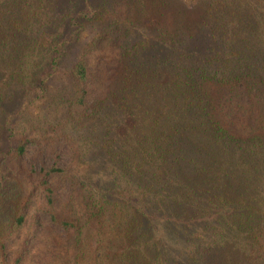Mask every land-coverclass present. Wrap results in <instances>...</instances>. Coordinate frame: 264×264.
Returning a JSON list of instances; mask_svg holds the SVG:
<instances>
[{
    "label": "trees",
    "instance_id": "1",
    "mask_svg": "<svg viewBox=\"0 0 264 264\" xmlns=\"http://www.w3.org/2000/svg\"><path fill=\"white\" fill-rule=\"evenodd\" d=\"M139 3L134 38L113 0H0L2 254L45 212L71 249L60 264H264V0ZM97 23L92 46L120 57L89 102L88 54L72 50ZM52 130L77 166L27 168ZM55 173L80 210L56 209Z\"/></svg>",
    "mask_w": 264,
    "mask_h": 264
},
{
    "label": "rangeland",
    "instance_id": "2",
    "mask_svg": "<svg viewBox=\"0 0 264 264\" xmlns=\"http://www.w3.org/2000/svg\"><path fill=\"white\" fill-rule=\"evenodd\" d=\"M116 3L115 7H110L109 16H119L120 20L125 23L124 26L131 27L132 36L136 38V23L140 14L139 0H113ZM117 12H116V11ZM117 13V14H116ZM101 24H90L81 41L74 46L72 52L74 55L78 53H87L88 59L93 71V79L90 84L89 102L106 94L116 66L120 57V51L108 45L106 41L101 42L98 46H92L94 38L99 35ZM73 58V53L69 59ZM46 103V102H45ZM42 103L41 106H44ZM64 112V108L62 107ZM81 109V108H80ZM79 109V111H80ZM31 110L36 114L40 110L39 107H32ZM53 110L45 109L43 113L52 112ZM54 130V129H53ZM51 131L54 138H47L43 141L42 146L38 144L31 145L28 154L25 157V166L27 168L40 169L43 165L49 167L57 166L60 168H72L77 166V161L74 157V146L66 142L64 139H58L61 132ZM55 147L56 152L60 154V159L57 160L53 152ZM58 161V162H57ZM53 180L57 187L56 192V209L61 213H70L80 210L79 203L80 189L73 181L71 174L55 173ZM31 189H27V192ZM35 204L29 210L31 213L36 210V204L44 205L42 196H37L34 200ZM31 236L30 244L25 252L24 258L20 264H60L63 255L71 252L67 242L66 234L62 228L54 223L48 214L41 213L40 227L35 229L31 225L30 216H28L25 227L17 234L8 238L6 244V256L2 254L0 249V264H14L17 254L24 246L25 240Z\"/></svg>",
    "mask_w": 264,
    "mask_h": 264
}]
</instances>
